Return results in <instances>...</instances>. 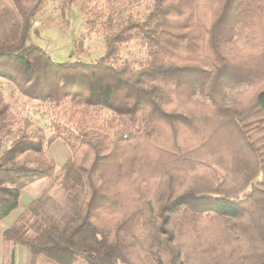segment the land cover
Listing matches in <instances>:
<instances>
[{"label":"trees","instance_id":"16d2710c","mask_svg":"<svg viewBox=\"0 0 264 264\" xmlns=\"http://www.w3.org/2000/svg\"><path fill=\"white\" fill-rule=\"evenodd\" d=\"M48 1L0 0V79L52 119L49 135L20 119L0 86V220L38 180L72 208L54 216L32 202L4 238L56 264L243 258L245 237L264 230V32L251 26H264V0H62L84 20L76 52L93 35L103 42L94 61L65 63L30 42ZM131 44L141 59L122 58ZM225 133L259 163L239 198L218 185L217 171L234 172ZM56 140L71 153L59 170Z\"/></svg>","mask_w":264,"mask_h":264},{"label":"rangeland","instance_id":"374dc122","mask_svg":"<svg viewBox=\"0 0 264 264\" xmlns=\"http://www.w3.org/2000/svg\"><path fill=\"white\" fill-rule=\"evenodd\" d=\"M61 1L62 0L48 1L47 7L40 15L36 17L35 23L33 25L36 32L34 33L32 30L30 42L42 48L51 56L54 61L59 63L73 61H94L103 53V42L101 37L97 35H93L91 38L85 37L86 40H84L83 48L86 50V52H76L74 48L75 42L79 43V39L82 36H85L84 20L82 18L80 9L77 7H72L67 12H65V10L61 8ZM251 26L255 28L254 33L257 35L264 32V26L262 25V22H259V20L256 18L251 22ZM142 52L143 51H141L138 47H135L133 44H131L124 51H122V58L141 59L143 57ZM236 59H239V57ZM245 60L246 65L249 60L248 58ZM0 86L2 88L4 98L10 103L13 112L18 115L20 119L28 118L39 127H42L47 135L51 134L49 125L52 119L45 106H43L40 102L31 100L19 94L9 81L0 79ZM250 94L251 92H247L244 98L249 97ZM219 138L222 139L221 142L223 147L227 149V152L230 156L229 162L234 171L231 175L224 174L220 170L217 171L219 176V188L228 190L233 184L232 188H235V191H237L239 188V192H248L250 190V185L244 189L246 183H248V179L246 178H250L254 173L255 175L260 174L258 170V160L253 156L252 153H250L249 150H239L238 140L231 138L228 133L219 136ZM50 152L52 154V151H49V153ZM240 152H245L246 154L250 155V159L243 162L237 156ZM66 157L58 162L59 165L56 166V170H59L62 167L61 163L66 160ZM254 181L255 180H252L251 183ZM236 193L238 198L241 197L239 196L242 195L241 193H238V191ZM66 195L67 194L62 189H58L57 185H52V182L48 180V187L42 193V200L44 201L48 196L52 197L59 207H63V213L65 211V207L62 206L63 202L65 204V202L68 201L67 210L72 208V205L67 199ZM37 205L39 204L37 203ZM51 206L52 205L47 206L48 212H51L54 216H57L59 211L53 209V207L51 208ZM34 214H36L35 208L32 209L30 213H28V217L34 219ZM55 223L59 224L60 221H55ZM245 239L246 240L244 241V244L247 246H242L241 248V251H243L241 254L244 257L238 259L236 262L234 261L232 264H258L260 260L264 259L261 254L260 258H258L259 253L255 252L257 248L264 246V244H262L264 243V230L262 231L257 229L250 231ZM260 249L261 248H259L258 251ZM261 263L264 264L263 261H261ZM190 264L198 263L191 261Z\"/></svg>","mask_w":264,"mask_h":264},{"label":"crops","instance_id":"0c3cea01","mask_svg":"<svg viewBox=\"0 0 264 264\" xmlns=\"http://www.w3.org/2000/svg\"><path fill=\"white\" fill-rule=\"evenodd\" d=\"M49 151H52V154L51 152L49 153ZM69 154L71 153L68 147L60 140H56L48 149V155L55 162L56 166H58V162L66 156L67 160L70 156ZM65 161L61 163L62 166ZM47 187L48 180H38L28 185L20 194L16 209L0 220V264H56L43 255L33 256L26 247L16 245L12 241L4 238V232L6 230L11 229L16 225L25 224L26 218L21 222L20 219L26 215L32 202L36 203L39 202V200H42V193ZM44 201V211L46 210L47 214H52L51 212H48V205H52L51 208L53 207V209L58 210L60 213L62 212L63 207H59L52 197L49 196V198H46ZM53 204L55 205L53 206ZM62 206H64V202ZM25 228H28V225H26ZM28 231L30 233L29 229Z\"/></svg>","mask_w":264,"mask_h":264}]
</instances>
